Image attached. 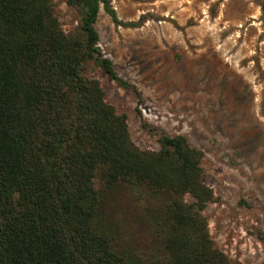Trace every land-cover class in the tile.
<instances>
[{"label":"trees","instance_id":"1","mask_svg":"<svg viewBox=\"0 0 264 264\" xmlns=\"http://www.w3.org/2000/svg\"><path fill=\"white\" fill-rule=\"evenodd\" d=\"M66 5L78 17L68 34L53 0H0V264H235L208 233L202 151L164 133L158 151L139 149L84 73L93 62L128 89L94 26L100 8L115 26L137 24L119 22L109 0ZM140 188L169 198L144 214L160 242L147 256L118 246L107 219L116 194Z\"/></svg>","mask_w":264,"mask_h":264},{"label":"rangeland","instance_id":"2","mask_svg":"<svg viewBox=\"0 0 264 264\" xmlns=\"http://www.w3.org/2000/svg\"><path fill=\"white\" fill-rule=\"evenodd\" d=\"M109 1L119 22L137 27L115 26L100 8L97 46L130 87L93 62L85 75L126 115L139 149L158 151L164 133L202 151L214 196L203 215L215 248L235 264H264V0ZM53 3L72 33L77 14L66 0ZM168 200H150L145 188L116 194L107 207L114 242L156 254L144 214Z\"/></svg>","mask_w":264,"mask_h":264}]
</instances>
